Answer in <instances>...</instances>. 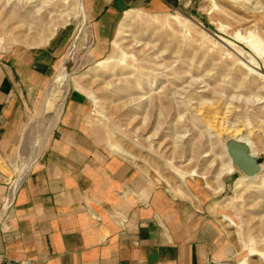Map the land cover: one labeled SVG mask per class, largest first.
I'll list each match as a JSON object with an SVG mask.
<instances>
[{
    "label": "rangeland",
    "instance_id": "obj_1",
    "mask_svg": "<svg viewBox=\"0 0 264 264\" xmlns=\"http://www.w3.org/2000/svg\"><path fill=\"white\" fill-rule=\"evenodd\" d=\"M167 1L158 9L127 10L116 41L102 44L86 0H0V64L8 58L15 64L17 51L65 46L46 89L26 106L22 142L14 148L15 156L20 153L17 161L6 159V175L15 184L35 164L40 145L77 94L87 102L86 122L102 149L150 171L175 196L195 197L190 200L198 209L217 210L233 247L226 264H264L263 178L242 181L236 169L223 178L222 191L211 189L219 185L216 173L230 167L231 139L251 143L264 168V0ZM82 31L88 45L71 64L63 108L44 112V94Z\"/></svg>",
    "mask_w": 264,
    "mask_h": 264
},
{
    "label": "crops",
    "instance_id": "obj_2",
    "mask_svg": "<svg viewBox=\"0 0 264 264\" xmlns=\"http://www.w3.org/2000/svg\"><path fill=\"white\" fill-rule=\"evenodd\" d=\"M86 2L94 36L107 44L119 34L127 10L158 9L168 1ZM64 52L63 44L53 42L40 50L17 51L15 64L13 58L0 64L4 163L22 142L26 106L46 89L53 62ZM87 112L85 99L69 97L45 149L19 185L0 168V254L34 264L229 262L232 242L217 210L211 205L198 209L190 200L195 197L175 196L150 171L102 149L86 122Z\"/></svg>",
    "mask_w": 264,
    "mask_h": 264
},
{
    "label": "bare ground",
    "instance_id": "obj_3",
    "mask_svg": "<svg viewBox=\"0 0 264 264\" xmlns=\"http://www.w3.org/2000/svg\"><path fill=\"white\" fill-rule=\"evenodd\" d=\"M128 15L129 14H127V16ZM85 21H87V14L84 12L82 22H85ZM82 32L86 33V31H82ZM83 33H82L81 37H78V39L75 41V43L70 48L69 59L67 60L65 65L62 67L60 73L57 76V79L55 80V82L52 84V86L48 89V91L46 93V96L44 98V105L45 106L43 107V110L45 109L44 112H51L52 109L56 107V105H57V107L59 105L60 110L63 108L65 98L69 92L70 80L72 79V77H70L71 76V71H70L71 64L80 59L81 54L83 55L82 52L86 49V47L88 45V34L86 33L87 36L86 35L83 36ZM238 51L244 57L249 58V56L243 50L238 49ZM91 96L94 98V101H95L94 104L97 107L99 102H100L99 99L97 97L93 96V94H91ZM56 121H57V119H56ZM54 125H55V123H54ZM54 125L51 127L52 129H53ZM48 137H49V134H48L47 138L45 139L44 143H42L40 145L38 153H37V157H39L41 155V153L45 147V144L48 140ZM248 145L251 146V143H248ZM228 156H229V154H228ZM229 163H230L229 168L220 169L214 177L215 181L219 184L218 188H215L214 186L212 187V189L215 190L216 192H220L223 190L222 185H223V178L225 177V175L231 174V173L235 172L236 169H238L234 166L230 156H229ZM4 164H5L4 161L2 159H0V166L3 168V170L7 174H9V171L7 169H5ZM33 165H34V163L29 164L27 166V168L21 173L20 179L17 181V185H19L21 183V181L25 178V176L30 171V169L32 168ZM243 175L244 176L242 178V181H253L256 179L258 180V178H261V177L263 178V181H264V168H263V166H261V172L254 175V176L249 177V176H246L245 174H243ZM242 181L240 183H237V188L242 183ZM223 218L225 221L234 225L233 221L231 219H229L227 216H224Z\"/></svg>",
    "mask_w": 264,
    "mask_h": 264
},
{
    "label": "water",
    "instance_id": "obj_4",
    "mask_svg": "<svg viewBox=\"0 0 264 264\" xmlns=\"http://www.w3.org/2000/svg\"><path fill=\"white\" fill-rule=\"evenodd\" d=\"M227 149L234 166L243 174L251 177L261 172V164L251 153L248 143L231 139L227 143Z\"/></svg>",
    "mask_w": 264,
    "mask_h": 264
},
{
    "label": "built area",
    "instance_id": "obj_5",
    "mask_svg": "<svg viewBox=\"0 0 264 264\" xmlns=\"http://www.w3.org/2000/svg\"><path fill=\"white\" fill-rule=\"evenodd\" d=\"M0 264H34L32 260H11L4 254H0Z\"/></svg>",
    "mask_w": 264,
    "mask_h": 264
}]
</instances>
